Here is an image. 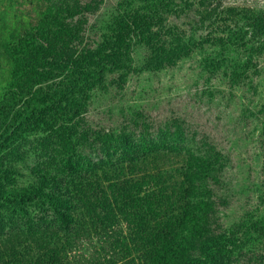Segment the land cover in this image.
Listing matches in <instances>:
<instances>
[{"label":"trees","instance_id":"1","mask_svg":"<svg viewBox=\"0 0 264 264\" xmlns=\"http://www.w3.org/2000/svg\"><path fill=\"white\" fill-rule=\"evenodd\" d=\"M147 1L118 8L98 35V2L0 0V264H264V214L233 207L231 151L197 123L88 125L93 94L110 74L125 80L135 49L142 70L188 55L193 40L161 37L162 4ZM37 132L27 166L21 144ZM258 138L264 153V128ZM259 191L264 205V162Z\"/></svg>","mask_w":264,"mask_h":264},{"label":"rangeland","instance_id":"2","mask_svg":"<svg viewBox=\"0 0 264 264\" xmlns=\"http://www.w3.org/2000/svg\"><path fill=\"white\" fill-rule=\"evenodd\" d=\"M82 1L100 4L88 23V32L96 24L93 33L98 35L118 8L149 4L147 0ZM153 1L162 4L154 13L161 22L155 28L161 37L193 40L187 57L171 68L142 70L146 51L135 49L134 68L125 80L119 81V73L110 74L106 88L93 94L88 125L95 132H117L135 115L156 124L170 116L193 120L231 151L229 182L238 198L233 207L239 210L250 202L252 215L260 207L262 217L259 178L264 153L258 135L264 127L258 119L259 113L264 116V0ZM259 22L261 29L256 26ZM45 138V133H31L21 144L28 148L25 165H33L32 146H41ZM16 166L25 173L23 163ZM29 183L28 176L17 175V186Z\"/></svg>","mask_w":264,"mask_h":264}]
</instances>
